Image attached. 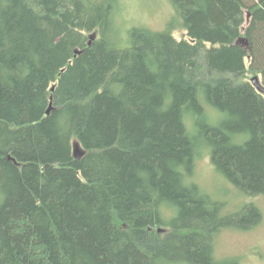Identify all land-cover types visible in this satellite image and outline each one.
<instances>
[{
    "label": "trees",
    "instance_id": "trees-1",
    "mask_svg": "<svg viewBox=\"0 0 264 264\" xmlns=\"http://www.w3.org/2000/svg\"><path fill=\"white\" fill-rule=\"evenodd\" d=\"M172 3L154 31L120 0H0V264H240L215 237L261 210L194 170L264 195V0Z\"/></svg>",
    "mask_w": 264,
    "mask_h": 264
},
{
    "label": "rangeland",
    "instance_id": "rangeland-1",
    "mask_svg": "<svg viewBox=\"0 0 264 264\" xmlns=\"http://www.w3.org/2000/svg\"><path fill=\"white\" fill-rule=\"evenodd\" d=\"M173 17L172 0H120L119 20L125 28L145 27L160 31ZM182 33L176 30L174 34L179 38ZM194 179L214 198L225 203L224 212L237 211L247 202L259 207L262 217L256 226L249 230L224 228L216 235L215 255L218 258L236 257L240 264H264V195L250 197L240 194L216 171L207 154L197 160Z\"/></svg>",
    "mask_w": 264,
    "mask_h": 264
},
{
    "label": "water",
    "instance_id": "water-1",
    "mask_svg": "<svg viewBox=\"0 0 264 264\" xmlns=\"http://www.w3.org/2000/svg\"><path fill=\"white\" fill-rule=\"evenodd\" d=\"M249 18H250V13L247 12V14H246V23L249 21ZM95 35H96V34L93 33V34L90 36V39H94ZM239 41H240V42H245V39H244V38H240ZM76 53H79V51H76ZM251 82H252V84L255 86V88H256L259 92L264 93V87L260 84L259 79H258L257 76H253V77L251 78ZM51 109H52V105L50 104L49 107H48V109H47V111H46V113L49 114V112L51 111ZM81 155H82V153H81L80 149L78 148V146H76L75 149H74V157H75L76 159H79V158L81 157Z\"/></svg>",
    "mask_w": 264,
    "mask_h": 264
}]
</instances>
